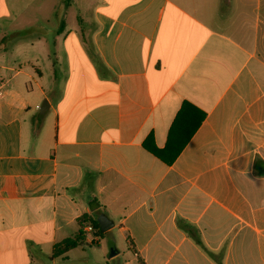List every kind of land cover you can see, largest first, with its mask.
Here are the masks:
<instances>
[{"label":"crops","instance_id":"1","mask_svg":"<svg viewBox=\"0 0 264 264\" xmlns=\"http://www.w3.org/2000/svg\"><path fill=\"white\" fill-rule=\"evenodd\" d=\"M77 9L1 65L0 264H264V0ZM102 213L97 251L54 252Z\"/></svg>","mask_w":264,"mask_h":264},{"label":"rangeland","instance_id":"2","mask_svg":"<svg viewBox=\"0 0 264 264\" xmlns=\"http://www.w3.org/2000/svg\"><path fill=\"white\" fill-rule=\"evenodd\" d=\"M91 2L93 5L95 4L94 1ZM6 4L9 9V15L6 13L3 14ZM64 5V0H0V75L5 73L1 65L7 64V62L14 65V58L17 56L29 59L38 55L40 58L44 48L48 52L53 50L52 42L53 38H55V26L59 23V20L63 16H66V20L70 25V28L77 27L78 20L76 16L79 15V11L77 9L78 0L77 5L74 2L68 8H65ZM92 8H94V6H92ZM82 14L86 19L85 22L93 24V13L82 12ZM36 25L45 26V44H36V46H33L26 42L32 41L36 38V33L34 32L37 31L32 30ZM2 46L8 47L7 50H1ZM36 49H39L40 52L36 51ZM21 62L22 66H24V63L27 64V61L24 59H22ZM45 63L46 61L43 60L38 61V64L44 71L46 68ZM44 83L46 84V78L43 81V85H45ZM45 100H47L45 97L42 98L41 103H44ZM49 118L50 113L42 116L37 114V116L33 118V121H31L32 125L29 129V131L33 134L32 136H39V134L47 131L49 128L48 122H50ZM44 121L47 122L46 126H44ZM100 238L103 246L106 243L108 236L104 234ZM119 240L121 248H124L122 238L120 237ZM91 247H93L92 249L94 251H97V245H93ZM111 251L112 250H110L107 246L103 252H106V257H108V254Z\"/></svg>","mask_w":264,"mask_h":264},{"label":"trees","instance_id":"3","mask_svg":"<svg viewBox=\"0 0 264 264\" xmlns=\"http://www.w3.org/2000/svg\"><path fill=\"white\" fill-rule=\"evenodd\" d=\"M150 140V139H149ZM151 152H153L155 155L160 157V151L156 148H151ZM162 158V156H161ZM172 161H168V163H171ZM79 230L78 232L69 238L64 239L62 242L58 243L55 248L54 252L61 255L66 252H68L71 249H74L78 246H81L86 243V231L85 227L87 225H91L93 228V234L95 237H102L105 233L101 232L100 226L98 223V215H88L84 214L82 215L79 220ZM90 245H96L95 241H92L89 243Z\"/></svg>","mask_w":264,"mask_h":264},{"label":"water","instance_id":"4","mask_svg":"<svg viewBox=\"0 0 264 264\" xmlns=\"http://www.w3.org/2000/svg\"><path fill=\"white\" fill-rule=\"evenodd\" d=\"M48 100H45L43 105L40 108L41 114L46 113L47 109L49 108ZM98 223L100 226L101 232L105 233L110 230L114 226V222L104 213L100 214L98 217ZM113 252V250H112Z\"/></svg>","mask_w":264,"mask_h":264},{"label":"built area","instance_id":"5","mask_svg":"<svg viewBox=\"0 0 264 264\" xmlns=\"http://www.w3.org/2000/svg\"><path fill=\"white\" fill-rule=\"evenodd\" d=\"M2 95V89H1V81H0V96ZM86 231V239H88L90 242L95 241L96 237L93 234V228L91 225H87L85 227Z\"/></svg>","mask_w":264,"mask_h":264}]
</instances>
